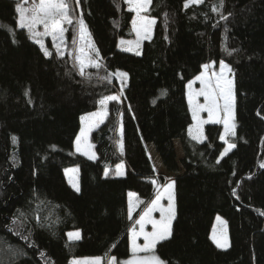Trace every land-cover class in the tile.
<instances>
[{"label": "trees", "instance_id": "trees-1", "mask_svg": "<svg viewBox=\"0 0 264 264\" xmlns=\"http://www.w3.org/2000/svg\"><path fill=\"white\" fill-rule=\"evenodd\" d=\"M17 2L0 0V264L127 260L129 229L163 183L147 148L172 142L181 147L175 218L156 254L168 264H264V0H223L218 11L220 0L188 8L185 0H152L147 16L156 23L139 54L120 43L134 39L125 0H81L77 13L83 12L103 65L89 68V78L69 55L76 32L65 33L63 57L45 38L52 53L45 56L17 26ZM225 49L236 51L229 56ZM221 59L234 72L236 133L230 139L236 147L223 157L220 125L204 126L203 142L188 137L186 99V86L203 65ZM118 71L128 74L123 86L110 75ZM112 94L120 100L108 102L90 136L96 159L75 154L81 116ZM121 162L126 172L118 178ZM71 167L79 171V192L64 176ZM129 192L143 201L132 219ZM18 209L27 219L13 230ZM216 216L227 223L225 250L210 240ZM77 230L81 239L70 241L67 233Z\"/></svg>", "mask_w": 264, "mask_h": 264}, {"label": "snow or ice", "instance_id": "snow-or-ice-1", "mask_svg": "<svg viewBox=\"0 0 264 264\" xmlns=\"http://www.w3.org/2000/svg\"><path fill=\"white\" fill-rule=\"evenodd\" d=\"M129 5V11L135 12L136 15L132 20L133 30L137 34V40L135 45L137 48L140 46V41L150 39L152 34V27L156 23V19L143 15L148 11L152 0H125ZM204 0H185V8H188L191 4H200ZM81 0H22L17 2L15 11L18 13L17 24L20 29H27L30 34V38L34 39L36 43L40 44L44 51L45 56H51L52 53L44 46L43 38L51 37L53 46L56 48V52L59 56L63 57L66 44L65 33L68 28L71 27L77 36L73 39L74 50L69 55L73 58V68L76 69L79 75L89 78L91 73L87 70L89 68H101L102 58L99 51L95 48L91 35L88 31L87 25L83 19V12L77 13ZM29 5V6H25ZM220 7H223V0H220L218 6L213 8V11H218ZM229 15H231L229 13ZM221 19H227V16H221ZM167 16L165 14V22ZM38 26H42L43 31L38 30ZM121 44L132 42L120 41ZM129 51L133 49L128 48ZM227 55H232L236 50L225 49ZM215 63V62H212ZM204 69H209L210 64H204ZM229 74L234 75L233 69L223 59L219 61V73H213L212 76L206 75L205 72H201L200 75L195 77V80L200 81L202 87L199 91H192V84L194 81H190L188 88L190 89L188 94V103L192 111V118L195 122L188 129L189 136L194 140L201 141L204 138L203 125L206 123H223L224 135L220 136L221 140H225L226 136H235V123H234V82L229 78ZM110 75L117 76L121 85L127 79V73L116 72ZM213 77L215 79L213 80ZM104 79H107L105 77ZM122 94V87H121ZM163 94V92H162ZM203 96L205 103L200 104L197 97ZM120 95L112 94L104 96L98 103L100 109L96 112L89 113L87 116H81L82 127L80 134L76 136L75 148L77 152L88 156L89 159H95V153L92 151L93 145L88 142L89 133L94 127H97L103 122L107 115V105L109 101H119ZM222 101V103H221ZM206 111L208 113V120L200 118L199 113ZM223 112L224 117L221 121L219 114ZM87 122V123H85ZM15 139V138H13ZM227 142V141H226ZM234 143H227V147L221 152V157L226 155L231 149L235 148ZM120 149L123 151L122 142L120 143ZM219 162V161H218ZM264 167V165H261ZM124 165L119 163L116 165L115 174L117 176L124 175ZM77 169H66V174L71 172L75 173ZM105 175H108V170H105ZM69 183L72 187L79 192L80 188L78 183L74 182L72 177L69 178ZM155 185L157 182L152 181ZM175 181H169L164 185L157 186V194L155 199L151 201L149 206L139 215V218L135 221L136 225H139V229L133 226L130 230L131 234V256L125 261H117L116 257H107L105 264H168L156 254L157 244L166 241L172 236V221L175 218V205H174V189ZM128 217L132 219L133 211L139 206L140 201L137 194L134 192L128 193ZM136 197V200H133ZM167 198L168 204L165 206L161 203L164 198ZM159 211L160 218L157 220L153 217V212ZM18 215L12 219V225L9 226L14 230L13 226L22 227L27 217L19 209ZM39 219V217H36ZM220 220V217H217ZM225 222L221 221V224ZM151 225L152 230L146 231L145 226ZM15 235L22 239H29L28 236H23L19 231H15ZM67 236L70 241H78L81 239V233L79 230L74 232H68ZM143 237V244L137 243L138 238ZM212 240L216 243L217 247L226 248L228 246V240L226 234L221 230L217 235L216 230H213ZM15 249H13V252ZM143 253L144 255H141ZM43 256L44 254L41 253ZM70 264H101V258H74Z\"/></svg>", "mask_w": 264, "mask_h": 264}, {"label": "rangeland", "instance_id": "rangeland-1", "mask_svg": "<svg viewBox=\"0 0 264 264\" xmlns=\"http://www.w3.org/2000/svg\"><path fill=\"white\" fill-rule=\"evenodd\" d=\"M29 3H31V2H29ZM192 5V4H191ZM27 6H29V5H27ZM126 8H127V10L129 9V5L127 4V6H126ZM130 12H132V11H130ZM133 13V18L135 17V15H136V13L135 12H132ZM143 15H147V12H145V13H142ZM133 18H132V20H133ZM17 20H18V13H17ZM17 26H18V24H17ZM154 26V25H153ZM131 28H132V31H133V35H134V39L132 40V41H130V42H132L131 44H129V43H126V48L128 49V48H132L133 50L132 51H130V52H132V53H135V54H139L140 52H139V48H137L136 47V45H135V41L137 40V34H136V32L133 30V27H132V21H131ZM38 30L39 31H43V28H42V26H38ZM152 32H153V27H152ZM30 35V34H29ZM76 36H77V33H76ZM151 37H152V34H151ZM45 38H48V40H49V42H50V44L52 45V47H53V49L56 51V48L53 46V44H52V41H51V37H44L43 38V42H45ZM32 39V38H31ZM34 42H35V40L34 39H32ZM145 40H149V39H145ZM143 40H141L140 42H142ZM36 43V42H35ZM36 44H38V43H36ZM38 45H40V44H38ZM140 47V46H139ZM57 53V52H56ZM210 64V68L209 69H202V72H205L206 73V75H208V76H212V74L213 73H219V63H217V64H215V63H209ZM200 75V74H199ZM229 78H231V79H233V76L231 75V74H229ZM215 79V77H213V80ZM191 81H194V83L192 84V91H199L200 90V88L202 87V85H201V83H200V81H198V80H195V78L193 79V80H191ZM233 82H234V80H233ZM189 84V83H188ZM188 84H187V86H186V99H187V105H188V109H189V112H190V114H191V118H192V111H191V108H190V106H189V103H188V94H189V91H190V89L188 88ZM233 92H234V89H233ZM234 97H235V93H234ZM197 100H198V102L200 103V104H204L205 103V100H204V97L203 96H200V97H197L196 98ZM221 103H222V101H221ZM100 109V105L98 106V108L94 111V112H96V111H98ZM91 113H93V112H91ZM89 114V113H88ZM88 114H84V115H82V116H87ZM199 115H200V118L201 119H203V120H208V113L206 112V111H203V112H200L199 113ZM223 117H224V113L223 112H221L220 114H219V118L221 119V121H222V119H223ZM234 117H235V103H234ZM85 123H87V122H85ZM195 122L193 121V118H192V123H191V125H193ZM235 123V122H234ZM101 124V123H100ZM99 124V125H100ZM98 125V126H99ZM190 125V126H191ZM206 125H220L221 127H222V131H221V135H224V125H223V123L221 122V123H211V122H209V123H206V124H204L203 125V129H204V126H206ZM83 125H82V123H81V119H80V129H81V127H82ZM97 126V127H98ZM189 126V127H190ZM97 127H94L93 129H92V131L89 133V137H88V142L91 144V140H90V136H91V133L97 128ZM80 129H79V132L77 133V135H79L80 134ZM189 129V128H188ZM187 135H188V137L192 140V141H194V142H197V143H200V142H203L204 140H205V138H203L201 141H198V140H194V139H192V137L191 136H189V134H188V131H187ZM203 135H204V132H203ZM220 135V136H221ZM232 138V136H226V138H225V140H221L220 138H219V140L222 142V143H224L225 144V147H227V143H231V141H230V139ZM76 139V138H75ZM227 141V142H226ZM154 147H156V146H153V148ZM224 147V148H225ZM153 148H151V149H148L147 148V150L149 151H151L152 152V149ZM92 151L94 152V150H93V148H92ZM231 151V150H230ZM229 151V152H230ZM73 152L75 153V154H80V155H82V156H84L85 158H87V159H89L88 158V156H86V155H84V154H82L81 152H77L76 151V148H75V141H74V145H73ZM95 153V152H94ZM181 157V147H180V144L179 143H177V142H172V143H167V144H163V145H159V146H157L156 148H155V151L152 153V159L154 160V167H155V169H156V171H157V175H159V176H161L162 177V179H163V183L165 182V184L167 183V182H169L170 180L171 181H174V179H175V177H176V175L180 172V169H179V165H178V159ZM95 159H96V154H95ZM95 159H89V160H95ZM77 169L78 170V168L77 167H71V168H67V169ZM66 170V169H65ZM65 170H64V176L66 177V179H67V181H68V184H69V186L73 189V190H75L73 187H72V185L69 183V178L70 177H72V179L74 180V182H76V183H78V185H79V180H78V175H79V171H76L75 173H71V172H69V173H67L66 174V172H65ZM123 171H124V175H122V176H117L116 174H115V177H118V178H120V177H124L125 176V172H126V168H125V166H124V169H123ZM76 191V190H75ZM173 193H174V189H173ZM156 194H157V192H156ZM156 194H155V196H156ZM154 199H155V197H154ZM133 200H136V197H133ZM128 203H129V197H128ZM151 203V202H150ZM161 203L162 204H164L165 206H167V204H168V200H167V198L165 197L162 201H161ZM174 205H175V195H174ZM149 206V204L147 205V207ZM146 207V208H147ZM145 208V209H146ZM137 209V207L134 209V211H133V213L135 212V210ZM144 209V210H145ZM143 210V211H144ZM153 217L155 218V219H159L160 218V213H159V211H156V212H153ZM217 217H220V216H216L215 217V219H214V221H213V225H212V229H211V233H210V240L212 241V243L217 247V245H216V243L212 240V235H213V230L215 229L216 230V233H217V235H219L220 234V232H221V230H223L224 232H225V234H226V237H227V240H228V229H227V223H226V221L222 218V217H220V220H217ZM139 217H137V219H138ZM136 219V220H137ZM135 220V221H136ZM174 220V219H173ZM221 221H223V222H225L224 224H221ZM173 222V221H172ZM135 225V222L133 223V225L131 226V228L133 227ZM135 227L137 228V230L139 229V225H135ZM131 228L129 229V241H130V243H129V245H130V250H131V234H130V230H131ZM145 230L146 231H151L152 230V227H151V225L149 224V225H146L145 226ZM74 232V231H73ZM69 239V238H68ZM143 237H140V238H138V240H137V243H139V244H143ZM228 246H229V240H228ZM228 246L226 247V248H220V247H217V248H219V249H222V250H225V249H227L228 248ZM141 255H144L143 253H141ZM90 258H95V257H90ZM81 259H83V258H81ZM72 261V260H71ZM102 259H101V264H102Z\"/></svg>", "mask_w": 264, "mask_h": 264}, {"label": "crops", "instance_id": "crops-1", "mask_svg": "<svg viewBox=\"0 0 264 264\" xmlns=\"http://www.w3.org/2000/svg\"><path fill=\"white\" fill-rule=\"evenodd\" d=\"M148 151V150H147ZM148 155L150 156V158L152 159V155H151V153H149V151H148ZM152 161H153V163H154V160L152 159ZM155 168V167H154ZM156 170V169H155ZM165 184V182L164 183H162L161 185H164ZM154 199V198H153ZM150 204V203H149ZM139 217V216H138ZM136 225V224H135ZM134 225V226H135ZM129 243H130V241H129Z\"/></svg>", "mask_w": 264, "mask_h": 264}, {"label": "bare ground", "instance_id": "bare-ground-1", "mask_svg": "<svg viewBox=\"0 0 264 264\" xmlns=\"http://www.w3.org/2000/svg\"><path fill=\"white\" fill-rule=\"evenodd\" d=\"M125 165V164H124ZM105 263V262H104Z\"/></svg>", "mask_w": 264, "mask_h": 264}]
</instances>
